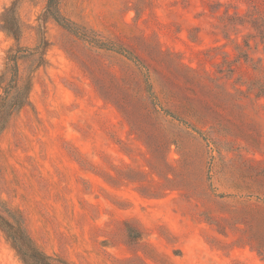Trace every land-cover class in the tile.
<instances>
[{
  "label": "rangeland",
  "instance_id": "obj_1",
  "mask_svg": "<svg viewBox=\"0 0 264 264\" xmlns=\"http://www.w3.org/2000/svg\"><path fill=\"white\" fill-rule=\"evenodd\" d=\"M13 2L33 47L46 0ZM59 9L73 30L46 19L19 60L0 200L56 264H264V0ZM0 264H23L1 230Z\"/></svg>",
  "mask_w": 264,
  "mask_h": 264
},
{
  "label": "trees",
  "instance_id": "obj_2",
  "mask_svg": "<svg viewBox=\"0 0 264 264\" xmlns=\"http://www.w3.org/2000/svg\"><path fill=\"white\" fill-rule=\"evenodd\" d=\"M60 0H46L43 13L38 24V38L33 47L22 46L19 40L22 35L21 24L16 11V3L6 8L2 13L0 28L15 40L13 47L7 50L3 70L0 74V134L11 117L29 104L28 94L31 88L30 77L22 78L19 60H26L36 67L44 63V52L48 47L45 38L46 19L51 18L56 23L69 30L71 23L60 13ZM0 230L15 250L23 264H56L55 259L37 246L27 232L23 218L19 213L7 207L0 200Z\"/></svg>",
  "mask_w": 264,
  "mask_h": 264
}]
</instances>
